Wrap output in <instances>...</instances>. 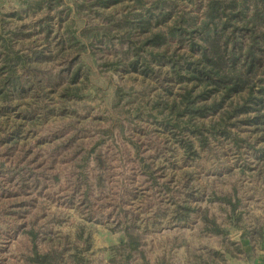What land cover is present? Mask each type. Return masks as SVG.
<instances>
[{
	"label": "trees",
	"instance_id": "obj_1",
	"mask_svg": "<svg viewBox=\"0 0 264 264\" xmlns=\"http://www.w3.org/2000/svg\"><path fill=\"white\" fill-rule=\"evenodd\" d=\"M10 1L13 9L1 6ZM76 13L84 9L85 0H73ZM88 8L100 18L99 25L86 23L79 30H66L55 45V52L23 44L32 33L49 42L54 31L47 23L50 11L58 14L66 0H0V113L9 111V99L41 86L34 76L36 63L52 59L67 50L77 51L74 69L69 72L66 91H76L80 74L87 78L90 69L80 54H93V48L118 43L112 64L100 63L101 69L133 72L153 79L160 91L153 97L117 85L115 107L135 103L133 116H145L178 143L186 155H197L193 141L200 148L222 138L231 142L235 154L244 148L247 157L240 169L255 171L264 181V0H91ZM123 3L119 14L108 12L110 6ZM128 4V5H127ZM66 9H68L66 7ZM87 9V10H89ZM125 9V10H123ZM42 17L32 21L34 14ZM24 19L29 21L25 22ZM20 22V23H17ZM57 33V32H56ZM62 34V33H61ZM66 46V48H64ZM84 56V55H83ZM95 86V85H94ZM96 87V86H95ZM146 96V97H145ZM122 114L127 111H120ZM203 122V119L208 117ZM251 128L253 137H240L237 127ZM208 149V148H207ZM252 157L253 162L246 158ZM236 203H233L234 210ZM185 220L189 209L181 207ZM181 217V218H182ZM260 235V226L253 229ZM117 243L109 244V264H132L145 260L144 235L134 225L118 228ZM241 235H246V232ZM64 260L61 251H34L31 264H89L75 252ZM225 258L210 248L191 251L184 264H219ZM159 264V262L157 263Z\"/></svg>",
	"mask_w": 264,
	"mask_h": 264
},
{
	"label": "rangeland",
	"instance_id": "obj_2",
	"mask_svg": "<svg viewBox=\"0 0 264 264\" xmlns=\"http://www.w3.org/2000/svg\"><path fill=\"white\" fill-rule=\"evenodd\" d=\"M89 1L91 0H85L84 9L77 14L73 0H66V6H60L58 14L50 11L47 16V23L57 32L50 35L49 42L43 40L41 34L32 33L23 44L42 48L45 53L48 50L55 52V45L65 37L66 30L77 31L89 22L99 25L101 20L97 15L92 14V9L88 8ZM13 5L7 1L1 9L9 11L13 9ZM122 5L123 3L110 6L107 11L119 14ZM42 16L40 12L32 15L31 19L34 21ZM24 21L29 20L24 19ZM121 47L113 42L100 48H93V54L88 50L80 54V60H84L83 64L91 72L88 79H85L84 74L80 77L77 85L82 99L77 100L75 104L58 110L62 104L75 101L59 96L60 89L68 84L69 72L66 66L70 64L74 69L76 62L73 57L78 53L66 49L69 54L65 57L60 52L52 59L35 64L37 69L34 71V76L40 82L33 81L41 86L38 92L42 95L39 101L43 108L39 109L35 104V94L28 92L25 96H12L8 100L11 109L9 111L4 109L0 113V264H31L28 258L31 257L34 245L40 252L47 244L58 247L60 242H63L60 222L104 216L111 221L125 219L127 223L117 222L115 229L101 233L107 235L116 233L118 238V228L128 224L134 225L137 231L144 235L145 260L148 264H157L158 247L156 242L151 243L155 237L153 230L158 225L157 217L154 215L162 208L163 213L159 217L162 222L168 224L171 209L167 204H161V201L167 197L166 191H162L161 184L168 183L169 187L174 188L172 182L180 181V190L186 191L187 189H184L189 181V185L200 192L209 189L210 186L215 189L220 186L227 189L231 184L240 181L238 169L233 167L247 157L243 154L247 151L244 148L240 149L241 155H236L231 143L222 138L210 141L205 148H200L199 144L193 141V149L199 155L198 157L186 155L169 134L153 125L145 116H133L132 109L136 102L126 105L124 98L117 107L113 105L115 96L113 89L117 85L136 90L137 99L141 100H144V97L139 95L140 90L144 89L148 97H153L161 90L153 79H145L133 72H124L122 68L114 71L112 67L101 69L97 66L100 63L112 64L116 60L115 52ZM48 76H51L52 81L63 78L56 87L57 91L51 86ZM123 110L127 112L122 114L120 111ZM111 113L113 117H117L120 125L123 127L125 125L124 135L125 137L127 135V140L132 145L138 146V155L126 138L118 133L115 141L119 142V146L111 140V144L101 143L92 154L93 157L96 154L104 160L103 168H98L91 158L82 166V170H79L81 168H78V164L74 166L73 160H67L64 152L57 146L61 139L53 138L54 136L50 139L52 133L61 134L66 132V128L74 131L77 127L89 129V126H102L106 124L105 118ZM212 117L203 119V122L213 119ZM136 123L139 125H135ZM237 131L240 137L247 139L253 137L249 126L241 124L237 127ZM78 132L79 130L75 131ZM43 139L44 142L40 144V140ZM78 141L82 142L81 139ZM259 147H264V144H260ZM122 155L126 158L121 157ZM251 158L246 159L252 161ZM94 166L98 169L101 179L100 190L92 186ZM151 166L156 169L155 175L159 183L155 187H150V182L145 180V176L141 173L144 168L152 169ZM225 167L230 172L227 170V176L221 181L215 179L214 174H208L209 170L218 171ZM80 171L85 173L89 187H85L83 182H80ZM84 190H86L85 195H83ZM123 192L126 194V199L130 192L131 202L128 204L126 200L125 210L119 208L124 207ZM116 201L119 203L118 207ZM70 205H75L76 208H71ZM187 205L190 206L189 202ZM110 206L117 208L107 209ZM123 211H126V214L130 213V220L126 219ZM145 224L151 225L150 229L142 227ZM49 239L53 240L49 243ZM107 242L108 250L109 244L115 242L112 240ZM64 260L71 261L66 257ZM88 260L89 264H95L91 259ZM102 261L101 257L98 264H102ZM132 264H141V260L135 258Z\"/></svg>",
	"mask_w": 264,
	"mask_h": 264
},
{
	"label": "crops",
	"instance_id": "obj_3",
	"mask_svg": "<svg viewBox=\"0 0 264 264\" xmlns=\"http://www.w3.org/2000/svg\"><path fill=\"white\" fill-rule=\"evenodd\" d=\"M82 75L83 74H80L78 82ZM50 77L51 76H48V79H50ZM85 79H88V77H85ZM45 80H43V82L47 83ZM55 80L56 79L53 81L51 80V86L54 87V90H56L57 85L63 78ZM77 84L75 85L77 90L71 91L74 94L65 90L67 87H69L70 90L71 86L69 84L64 85L60 89L59 96L61 98L66 100L75 99V101L62 104L58 107V110H62L70 104L73 105L77 100L82 99ZM95 86L98 88L97 85ZM28 92V94H35V104L39 109L43 108L39 101L42 96L41 93L38 91L35 93L33 90ZM27 93L14 96L21 97L25 96ZM73 109L75 110V108ZM62 113L65 112L62 111ZM105 121L106 124L102 126H89V129L77 127V129L73 131L66 128V132L61 131V134L52 133L50 139H52L53 136V138L61 139L57 146H59L60 151L64 152V156L67 160H73L74 166L78 164V168H81L79 170H82V166L88 163L91 158L98 168H103L104 160L96 154L94 157L92 155L93 152H95V148L101 143L111 144V140H114L115 144L119 146V142L115 141L116 136L119 133L125 137V125L124 127L120 125L116 116L113 117L111 113L110 116L105 118ZM135 125H139V123ZM78 130L79 135L75 133V131ZM125 138L135 149V154L138 155V146L132 145V143L127 140V135ZM78 139H81L82 142L78 141ZM86 139L88 141H85ZM43 142L44 139L42 141L40 140L39 143L41 144ZM198 155L199 154L196 156L198 157ZM121 157L124 159L126 158L125 155ZM242 161L243 159L240 163L234 164L233 167V169H238L239 175L241 176L240 181L233 183V185L231 184L230 188L227 189H224L222 186L218 189L210 186L209 189L199 192L197 188L189 185L190 183L187 181L186 188L184 189L187 190L182 191L179 188L180 181L172 180L174 188L169 187L168 183L161 184L162 191H166L165 195H167L166 199L164 198L163 201H161V204H167L171 209L170 222L166 224V222H162L161 217H159L162 215L163 209L161 208L162 211H160L161 209L157 207L158 213L154 216L157 217L156 222L158 225L155 226L154 230L151 227V229L155 231V237L152 239L151 243L156 242L157 244L158 249L156 250V254L159 264H184L188 260L191 251L206 248L214 249L224 256L225 262L223 263L221 261L219 264H264V181L256 177L255 171L241 170L239 165ZM249 162H253V159L252 161L249 160ZM96 166H94L95 170H93L92 174V186L100 190L99 183H101V179L99 178ZM155 170V167L141 170V173L145 176V180L150 182V187L159 185ZM227 170H229L227 167L218 169V171L209 170L208 174H214L215 179L221 181L223 177L227 176ZM76 172L75 176H77ZM79 176L80 182H83L85 187H89V182L87 181L85 173L80 171ZM85 193L86 190H84L83 195H85ZM122 200L124 207L122 208L120 206L119 208L125 210L126 200L128 204L131 202L130 192L127 194V199L126 194L123 192ZM188 202L190 204L189 207L187 205ZM234 202L236 206L234 210H232ZM116 203L118 207L119 203L117 201ZM69 207L76 208L75 205H70ZM117 207L110 206L107 209ZM181 207L189 209L185 220H183L184 218L182 217L183 212ZM123 213L127 217H125L127 220L131 219L129 217V212L126 214V211H123ZM120 221H111V219H107L104 216L79 218L77 221H69L66 223L64 221L60 222L63 242H60L58 247L52 244L44 245L42 252L34 245V250L31 252L33 254L34 251L38 253H46L53 250L61 251L63 258H69L76 252L77 255L91 259L95 264L99 263L101 257L103 258L102 264H109L107 241L112 240L116 243L118 238L116 233L107 235V233L101 232H106V230L110 231L113 230V228L115 229L117 222L122 224L127 223L125 219ZM64 225H67V227L62 228ZM150 226L151 225L145 224L142 227L148 230ZM258 226H260V235H257L253 230ZM243 232H246V235H241ZM52 240L53 239H49V243ZM149 245L150 243L148 242L147 249Z\"/></svg>",
	"mask_w": 264,
	"mask_h": 264
}]
</instances>
